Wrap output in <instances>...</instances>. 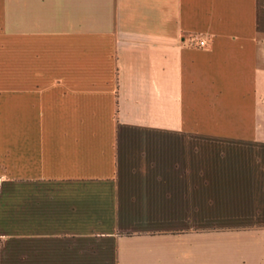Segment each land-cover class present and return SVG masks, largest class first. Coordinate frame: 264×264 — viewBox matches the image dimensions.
<instances>
[{
  "label": "crops",
  "instance_id": "obj_1",
  "mask_svg": "<svg viewBox=\"0 0 264 264\" xmlns=\"http://www.w3.org/2000/svg\"><path fill=\"white\" fill-rule=\"evenodd\" d=\"M0 264H264V0H0Z\"/></svg>",
  "mask_w": 264,
  "mask_h": 264
},
{
  "label": "built area",
  "instance_id": "obj_2",
  "mask_svg": "<svg viewBox=\"0 0 264 264\" xmlns=\"http://www.w3.org/2000/svg\"><path fill=\"white\" fill-rule=\"evenodd\" d=\"M204 45V42H199V46H203Z\"/></svg>",
  "mask_w": 264,
  "mask_h": 264
}]
</instances>
